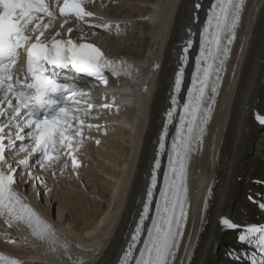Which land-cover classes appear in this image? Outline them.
Wrapping results in <instances>:
<instances>
[{
  "label": "bare ground",
  "instance_id": "6f19581e",
  "mask_svg": "<svg viewBox=\"0 0 264 264\" xmlns=\"http://www.w3.org/2000/svg\"><path fill=\"white\" fill-rule=\"evenodd\" d=\"M85 2L99 18L116 20L112 29L120 30L127 43L90 27L92 21L60 26L57 20L51 34L60 28L57 36L69 37L67 30L73 28L70 37L96 41L107 54L129 64L136 88L125 82L121 89L131 88L128 97L133 101L122 110L129 115L122 112L116 117L119 125L107 124L108 132L97 136L99 143L82 146L79 166L73 170L76 176L61 164L40 171L18 169L16 190L60 234L59 241L46 248L39 241L38 249L29 241L20 247L0 239V248L19 255L23 264L118 263L142 210L183 46L195 39L188 52L190 80L212 0ZM135 13L147 19L134 21ZM141 25L149 33L138 38L133 30ZM90 30L95 32L92 37ZM235 32L220 72L217 106L204 141H195L187 164L189 215L172 264H249L242 253L248 249L246 240L240 237L249 225L264 224V126L257 119L264 115V0H245ZM136 39L141 40L138 48ZM171 141L170 134L167 149ZM83 175L88 178L83 180ZM57 201L59 212L53 214L51 205ZM224 218L238 227H227ZM65 241L68 249L62 247Z\"/></svg>",
  "mask_w": 264,
  "mask_h": 264
},
{
  "label": "snow or ice",
  "instance_id": "6c2138e0",
  "mask_svg": "<svg viewBox=\"0 0 264 264\" xmlns=\"http://www.w3.org/2000/svg\"><path fill=\"white\" fill-rule=\"evenodd\" d=\"M243 5L244 0H215L210 10L208 23L211 25L215 21L216 53L227 54L228 49L220 47L221 37L227 30L229 44L236 38L235 28L240 20ZM196 7L199 8L200 5L197 4ZM58 11L66 18L65 23L70 15H74L81 21H84L85 17L94 15L92 12L85 11L80 0H64ZM55 15L49 0H0V217L6 219L9 227L23 224L38 240L49 245L56 244L60 234L52 223L27 202L26 196L15 188L17 169L23 170L25 167H30V160L25 158L16 163H9L7 159L9 148L15 147L14 139L29 138L32 141L31 151L29 152L27 147L20 149V151L29 152V157L35 155L37 160L55 161L59 159L58 149L63 148L66 149L64 154L70 155L74 166H78L71 142L77 137L81 138V143L83 142L84 121H78L79 128L74 136L69 134V130L74 127L72 121L77 119V113L80 111L78 108L73 110V106L79 105L80 101L76 99L75 90L70 89L66 83L58 82L59 74L56 69L72 67L79 73L104 79L102 69L112 68L117 63L91 43L56 38H53L50 44L44 43L41 38L44 32L53 26ZM45 18H48L47 23H43ZM42 24L43 28H41ZM103 27L110 29L108 24ZM71 31L72 29H69V32ZM21 52L26 53L27 56L23 75L15 70ZM197 64L199 66L200 61H197ZM211 69L210 64L207 69L202 70L203 79L199 80V88H196L195 84L193 86L199 96L194 98L193 93L189 92L190 101L184 108L185 113L190 117L187 127L189 137L194 132L192 127L194 122L200 119L201 123H206L211 113L210 107L203 111L200 108ZM113 70L114 74L119 75L115 69ZM104 82L107 83V80L104 79ZM176 86L177 88L180 86L179 78ZM193 99L195 103L192 102ZM102 107L106 108L109 105ZM91 108L92 105L89 104L85 114L90 112ZM257 119L264 124V117L257 115ZM13 126L18 129L15 138L11 136ZM86 127L90 128L93 125ZM25 128L28 131H25ZM203 131L204 129L200 128L201 135ZM19 133L24 135L20 136ZM9 139L13 140L11 145L6 144V140ZM96 142L99 143V141ZM174 149H176L178 160L177 167L172 168V171L174 174L178 173L179 183L177 184L174 180L173 185L168 186L166 181V187H173L175 191L171 199L167 193L161 194L163 215L161 210H158L159 222L154 223L152 230L148 232V241L134 264H171L175 259L174 252L181 235L179 229L185 215L184 204L187 193L185 177L191 151L190 142L186 143L181 139L179 145H174ZM181 154H183V161L179 159ZM154 184L155 180H153ZM148 195L151 197L152 193L149 192ZM147 211L145 206V214ZM143 220L142 216L141 223ZM223 223L229 228L238 227L228 218H224ZM140 231L138 227L136 232L140 233ZM249 234H259L257 240L264 247V226L249 225L247 233L240 239L247 240ZM132 239L135 242L138 236H133ZM62 247L68 249L69 245L65 241ZM131 255V249L125 252L124 264H127V258ZM0 264H22V262L0 254Z\"/></svg>",
  "mask_w": 264,
  "mask_h": 264
},
{
  "label": "rangeland",
  "instance_id": "374dc122",
  "mask_svg": "<svg viewBox=\"0 0 264 264\" xmlns=\"http://www.w3.org/2000/svg\"><path fill=\"white\" fill-rule=\"evenodd\" d=\"M108 2H110V0H108ZM117 4V1H113V4H115V3ZM124 4H121V6H123ZM148 5V4H147ZM139 6V5H138ZM138 6H136V8H138ZM145 14V13H144ZM135 15V17H134V21H137V22H140V21H142L141 19H143L144 17L143 16H140V15H138V13H135L134 14ZM133 32L136 34V37H138V38H140L142 35H144L145 33H149V29H147V27H145V26H143V25H141V26H137V27H135V29L133 30ZM113 35H115V34H113ZM110 36H112V35H110ZM114 37V36H113ZM116 38H118L120 41H122V42H124V43H127V40H125L124 38H125V36H123L122 34H117L116 35ZM124 40V41H123ZM140 43H141V40H135L134 41V46H136L137 48H138V46H140ZM143 48V50L145 49V47H146V44H144L143 46H142ZM112 50V49H111ZM126 112V113H125ZM125 112H123V114H128L129 115V112L128 111H126L125 110ZM124 136H125V133H123V135L121 134V137L122 138H124ZM105 154V153H104ZM107 177H108V175H106ZM106 176H105V178H106ZM88 177H86V175H83V180H85V179H87ZM91 178V177H90ZM30 184L31 183H29V184H27V187L28 186H30ZM67 193L66 194H68V193H70L72 196H75L76 195V199L78 198H81V197H79V196H81V194H79V193H73V192H70V190H67L66 191ZM52 199V198H51ZM41 201L43 202V201H45L46 202V200H45V196H44V193H43V199H41ZM58 201H61V200H58ZM57 201V203H55L53 206L51 205V208H52V213L53 214H58V212H59V207H58V204H59V202ZM44 203V202H43ZM57 210V211H56Z\"/></svg>",
  "mask_w": 264,
  "mask_h": 264
}]
</instances>
